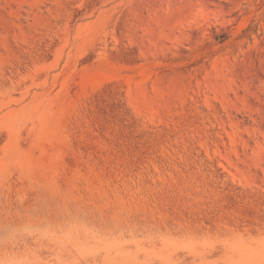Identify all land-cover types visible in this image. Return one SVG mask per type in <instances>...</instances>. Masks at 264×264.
Returning a JSON list of instances; mask_svg holds the SVG:
<instances>
[{
	"label": "rangeland",
	"instance_id": "obj_1",
	"mask_svg": "<svg viewBox=\"0 0 264 264\" xmlns=\"http://www.w3.org/2000/svg\"><path fill=\"white\" fill-rule=\"evenodd\" d=\"M0 264H264V0H0Z\"/></svg>",
	"mask_w": 264,
	"mask_h": 264
}]
</instances>
